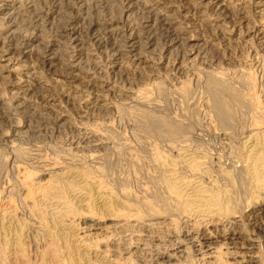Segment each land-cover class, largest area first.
<instances>
[{
  "label": "rangeland",
  "instance_id": "374dc122",
  "mask_svg": "<svg viewBox=\"0 0 264 264\" xmlns=\"http://www.w3.org/2000/svg\"><path fill=\"white\" fill-rule=\"evenodd\" d=\"M4 1L0 264H264L255 0ZM131 38L143 59L114 69L110 49ZM214 80L227 88V125ZM22 82L25 108L12 95ZM91 84L111 99L95 104Z\"/></svg>",
  "mask_w": 264,
  "mask_h": 264
},
{
  "label": "bare ground",
  "instance_id": "6f19581e",
  "mask_svg": "<svg viewBox=\"0 0 264 264\" xmlns=\"http://www.w3.org/2000/svg\"><path fill=\"white\" fill-rule=\"evenodd\" d=\"M3 1V3H5V1L4 0H2ZM16 1V0H15ZM215 1V0H214ZM217 2L219 1V0H216ZM253 1V0H252ZM20 2V1H19ZM25 2V1H24ZM153 2V1H152ZM210 2V1H209ZM213 2V1H212ZM216 2V3H217ZM221 2V1H220ZM32 3V2H31ZM149 3V2H148ZM214 3V2H213ZM150 4V3H149ZM256 6H257V8L258 9H260V13L262 14L263 12H264V0H255V3H254ZM35 5V4H34ZM18 6V5H17ZM150 6V5H149ZM225 6V5H224ZM224 6L222 7V8H220L221 10H224L225 8H224ZM21 7V6H20ZM253 7V6H252ZM251 7V8H252ZM25 8V7H24ZM23 8V9H24ZM20 9V8H19ZM218 9V8H217ZM9 10V9H8ZM13 10V9H12ZM150 10V9H149ZM226 10V9H225ZM228 10V9H227ZM153 11V10H152ZM7 12V11H6ZM12 12V11H11ZM28 12V11H27ZM210 12V11H209ZM225 13V12H224ZM3 14V13H2ZM221 15V14H220ZM15 17V16H14ZM232 17V16H231ZM250 17V16H249ZM6 18V17H5ZM12 18V17H11ZM239 18V17H238ZM171 19V18H170ZM169 19V20H170ZM249 19V18H248ZM6 21H7V19H5ZM4 20V21H5ZM14 20V19H13ZM19 20V19H18ZM168 20V21H169ZM26 21V20H25ZM163 21H165V20H163ZM9 22V21H8ZM12 22V21H11ZM10 22V23H11ZM22 22V21H21ZM27 22V21H26ZM237 22V21H236ZM235 22V23H236ZM16 23V22H15ZM23 23V22H22ZM200 23V22H199ZM13 25H14V23H12ZM8 25H10V24H8ZM17 25V24H16ZM20 25V24H19ZM18 25V26H19ZM168 25V24H167ZM21 26V25H20ZM216 26V25H215ZM234 26V25H233ZM246 26V25H245ZM15 27V26H14ZM251 27H253V26H251ZM8 29V28H7ZM136 29V28H135ZM173 29V28H172ZM71 30V29H70ZM79 30V29H78ZM195 31V30H194ZM14 32V31H13ZM110 33H112V32H110ZM33 35V34H32ZM129 35V34H128ZM12 36V35H11ZM15 36V35H14ZM71 36H72V38H73V40H74V42L75 43H77V46H80L81 45V47H82V44H79V39H78V37L77 36H75V33L73 32L72 34H71ZM116 36V35H115ZM172 36V35H171ZM177 36V35H176ZM75 37V38H74ZM111 37V36H110ZM170 37V36H169ZM12 38V37H11ZM14 38V37H13ZM81 38V37H80ZM176 38V37H175ZM181 38V37H180ZM25 39V38H24ZM27 39V38H26ZM25 39V40H26ZM82 39V38H81ZM96 39H98V38H96ZM111 39V38H110ZM124 39V38H123ZM138 39V38H137ZM203 39V38H202ZM2 40H3V38H2ZM28 40V39H27ZM41 40V39H40ZM114 40H116V39H114ZM125 40V39H124ZM121 41L122 42V45H115L113 48H111L110 49V51H109V57H110V59H111V63L110 64H112V67L114 68V69H116V68H118L119 66H121L124 62H127L128 60H133L134 62H137V61H139V60H141V59H143V53H142V51H141V43H140V41H137V40H135V39H129V41ZM173 40V39H172ZM183 40V39H182ZM13 41V40H12ZM64 41V40H63ZM46 42V41H45ZM71 42V41H70ZM183 42V41H182ZM18 43V42H17ZM23 43V42H22ZM112 44H113V42H111ZM116 43V42H115ZM43 44V43H42ZM51 44V43H50ZM49 44V45H50ZM60 44V43H59ZM67 44V43H66ZM186 44V43H185ZM204 44V43H203ZM207 44V43H206ZM17 45V44H16ZM54 45V44H53ZM61 45V44H60ZM69 45V44H68ZM67 45V46H68ZM76 45V44H75ZM176 45V44H175ZM179 45V44H178ZM181 45H184V44H181ZM2 46L4 47V45H3V43H2ZM10 46V45H9ZM36 46V45H35ZM34 46V47H35ZM40 46V45H39ZM44 46V45H43ZM46 46V45H45ZM59 46V45H58ZM84 46V45H83ZM151 46V45H150ZM206 46V45H205ZM8 47V46H7ZM20 47V46H19ZM33 47V48H34ZM80 47V48H81ZM183 47V46H182ZM196 47H198V46H196ZM204 47V46H203ZM9 48V47H8ZM45 48V47H44ZM184 48V47H183ZM7 49V48H6ZM18 49V48H17ZM16 49V50H17ZM20 49H21V47H20ZM46 49V48H45ZM57 49V48H56ZM64 49V48H63ZM151 49V48H150ZM8 50V49H7ZM36 50V49H35ZM54 50V49H53ZM58 50V49H57ZM57 50H56V52H57ZM79 50V49H78ZM185 50V49H184ZM212 50V49H211ZM214 50V49H213ZM11 51H12V49L10 50V52L8 53L7 51H4L3 53V56L2 57H4V58H7L6 60L7 61H10L11 59H10V54H11ZM29 51V50H28ZM32 51V50H31ZM40 51V50H39ZM60 51V50H59ZM144 51V50H143ZM33 52V51H32ZM41 52V51H40ZM54 51H51L50 50V55L49 56H51L52 57V55L54 54L53 53ZM80 52V51H79ZM16 53V52H15ZM14 53V54H15ZM41 53H43V52H41ZM87 54V53H86ZM1 55V54H0ZM17 55V54H16ZM39 55H41L40 53H39ZM75 55V54H74ZM84 55H85V53H84ZM31 56V55H30ZM42 56V55H41ZM86 56V55H85ZM12 57V56H11ZM16 57V56H15ZM21 57V56H20ZM83 57V56H82ZM88 57V56H87ZM145 57V56H144ZM42 58V57H41ZM81 58V57H80ZM16 59H17V57H16ZM82 59V58H81ZM154 59V58H153ZM169 59V58H168ZM211 59V58H210ZM15 60V59H14ZM13 60V61H14ZM19 60V59H18ZM31 60H33V59H31ZM45 60V59H44ZM151 62H153V60L152 59H149ZM36 61H38L37 60V58H36ZM43 61V60H42ZM47 61V60H46ZM62 61V60H61ZM74 61L76 62L77 60H75L74 59ZM73 61V62H74ZM80 61V60H79ZM70 62V61H69ZM69 62H67V63H69ZM78 62V61H77ZM76 62V63H77ZM83 62V61H82ZM29 63V62H28ZM66 63V64H67ZM76 63H74V64H76ZM189 63V62H188ZM7 64V63H6ZM36 64V63H35ZM34 64V65H35ZM48 64V63H47ZM61 64H63V63H61ZM181 64V63H180ZM52 65V64H51ZM65 65V64H64ZM30 66V65H29ZM58 66V65H57ZM111 66V65H110ZM156 66V65H155ZM179 66V65H178ZM181 66V65H180ZM263 66H264V64H263ZM60 67V66H59ZM74 67V66H73ZM122 67V66H121ZM120 67V68H121ZM196 67V66H195ZM1 68V67H0ZM47 68V67H46ZM123 69H124V67H122ZM147 68V70H151V68L149 67H146ZM181 68V67H180ZM264 68V67H263ZM56 69V68H55ZM178 69V68H177ZM176 69V70H177ZM42 70V69H41ZM40 70V71H41ZM153 70V69H152ZM162 70V69H161ZM264 70V69H263ZM36 71V70H35ZM39 71V72H40ZM118 71V70H117ZM32 72V71H31ZM30 72V73H31ZM47 72V71H46ZM133 72V71H132ZM182 72V71H181ZM41 73H43V72H41ZM52 73V72H51ZM50 73V74H51ZM120 73V72H119ZM145 74V73H144ZM31 75V74H30ZM117 75V74H116ZM3 76V75H2ZM32 76V75H31ZM30 76V77H31ZM27 77V76H26ZM25 77V78H26ZM34 77V76H33ZM75 77V76H74ZM212 77V76H211ZM221 78V77H220ZM30 79V78H29ZM210 79V78H209ZM208 79V80H209ZM213 79V78H212ZM212 79H211V81H212ZM223 79V78H222ZM1 80V79H0ZM79 79H77V78H72V83L74 84V83H76L77 81H78ZM215 80L217 81V79L215 78ZM214 80V81H215ZM23 81V80H22ZM37 81V80H36ZM215 81V82H216ZM221 81V80H220ZM224 81V80H223ZM34 82V81H33ZM219 82V81H218ZM216 82L215 83V85L216 86H214L215 87V90L214 91H212V92H214V98H212V100L214 99V104L212 105V106H214L215 108V110H216V112H217V114H218V116H219V120H220V122L223 124V125H227V124H229V123H231L232 122V120H233V116H232V114H231V110H230V108L227 106V103L225 102L226 100L223 98V96H224V91H225V89H227V88H225L223 85H222V81L221 82ZM37 83H38V81H37ZM71 83V82H70ZM81 83V82H80ZM224 83H226V81H224ZM8 84V83H7ZM227 84V83H226ZM23 85V86H22ZM83 85V84H82ZM210 85V84H209ZM212 85V84H211ZM15 86H18V88L15 90V91H17V92H15V93H11L12 95H14V99H16V100H18V102H19V104L18 105H20V108H22V107H24L25 108V105H26V103H28V100H29V98H27V96H28V94L30 93V91H32V90H30V88H28L29 86H28V83L27 82H22V83H19V84H17V85H14L13 87H15ZM2 87V86H1ZM24 87H26L25 89H26V91H23V92H19L18 90H19V88L20 89H23ZM45 87V86H44ZM74 87V86H73ZM91 87H92V90L96 93V96L94 97V102H95V104H99L100 102H102V101H105V100H108L109 98H110V96H112V92L114 91V89L113 88H110V86L109 85H103V86H100V87H97L96 85H92L91 84ZM185 87V86H184ZM211 88H212V86H210ZM75 88V87H74ZM76 88H80V86L78 85V86H76ZM40 89V88H39ZM43 89V88H42ZM83 89V88H82ZM86 89V88H85ZM231 89V88H230ZM230 89H229V92H230ZM24 90V89H23ZM92 90H90V91H92ZM212 90V89H211ZM36 91V90H35ZM118 91V90H117ZM34 92V91H33ZM76 92V91H75ZM127 92V91H126ZM184 92H186V91H184ZM226 92V91H225ZM228 92V91H227ZM101 93H103V95H101ZM117 93V92H116ZM189 93V92H188ZM187 92H186V94H188ZM89 94V93H88ZM118 94V93H117ZM212 94V93H211ZM90 95H91V93H90ZM94 95V94H93ZM213 95V94H212ZM125 97V96H124ZM235 97V96H234ZM1 99V98H0ZM33 99V98H32ZM111 99V98H110ZM124 99V98H123ZM131 99H134V98H131ZM225 100V101H224ZM30 101H31V99H30ZM125 101V100H124ZM115 102V101H114ZM213 102V101H212ZM0 103H1V101H0ZM94 104V105H95ZM136 104H137V102H136ZM17 105V106H18ZM30 105V104H29ZM120 105V104H119ZM135 105V104H134ZM54 107H57V105L55 106L54 104H50V111H51V109H53ZM59 107V106H58ZM97 107V106H96ZM95 107V108H96ZM133 107V106H132ZM49 108V107H48ZM120 108H122V107H120ZM56 109V108H55ZM61 108H59V110H60ZM62 110V109H61ZM121 110V109H120ZM58 111V110H57ZM58 112H60V111H58ZM60 114V113H59ZM63 114V113H62ZM61 114V115H62ZM54 116L55 115H57V114H53ZM41 116V115H40ZM57 116H59V117H56L57 119V121L58 122H61V121H63L64 119H63V116H60V115H57ZM76 116V115H75ZM159 121H161L162 122V120L160 119ZM169 123V122H168ZM170 124V123H169ZM66 125V124H65ZM64 125V126H65ZM169 126H171V125H169ZM229 126V125H228ZM163 127H166V128H163V129H166V132L168 133L169 132V134H174L175 132H177L178 130L177 129H170L169 130V128L167 127V124L166 123H163ZM174 127V126H173ZM172 127V128H173ZM154 127H152L151 128V130L153 129ZM168 128V129H167ZM179 128V127H178ZM181 128V127H180ZM181 130V129H180ZM164 132V131H163ZM165 133V132H164ZM179 133V132H178ZM176 134V133H175ZM260 134V133H259ZM261 135V134H260ZM256 137V136H255ZM254 138V137H253ZM262 138V137H261ZM255 140H256V138H255ZM82 142V141H81ZM255 143V142H254ZM5 144V143H4ZM254 145V144H253ZM258 146V145H257ZM264 149V148H263ZM16 153V152H15ZM21 153V152H20ZM16 155V154H15ZM14 155V156H15ZM18 156V155H17ZM190 159V158H189ZM258 160V159H257ZM259 162V161H258ZM262 162V161H261ZM186 163H188V162H186ZM192 163V162H191ZM263 164V163H262ZM195 165V164H194ZM191 167V166H190ZM196 167H197V165H196ZM42 171V170H41ZM171 189V188H170ZM217 207V206H216ZM149 209V208H148ZM153 220H155V219H153ZM169 225V224H168ZM41 226V225H40ZM150 228L151 227H154L155 226V224L154 223H152V224H149L148 225ZM157 226V225H156ZM208 241V240H207ZM205 242V241H204ZM209 243V242H208ZM211 245V244H210ZM212 248V247H211ZM208 249L210 250V248L208 247ZM213 249V248H212ZM213 251H216L215 250V248H214V250ZM163 253V252H162ZM1 255V254H0ZM2 263V262H1ZM251 264V263H250Z\"/></svg>",
  "mask_w": 264,
  "mask_h": 264
}]
</instances>
